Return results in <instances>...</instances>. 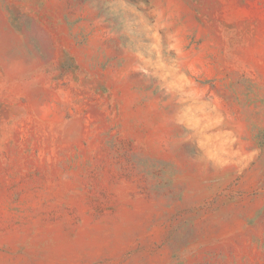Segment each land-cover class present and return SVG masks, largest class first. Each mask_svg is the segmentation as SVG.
<instances>
[{"label": "rangeland", "instance_id": "obj_1", "mask_svg": "<svg viewBox=\"0 0 264 264\" xmlns=\"http://www.w3.org/2000/svg\"><path fill=\"white\" fill-rule=\"evenodd\" d=\"M0 264H264V0H0Z\"/></svg>", "mask_w": 264, "mask_h": 264}]
</instances>
